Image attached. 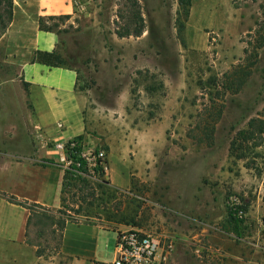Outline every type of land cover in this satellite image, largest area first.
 Masks as SVG:
<instances>
[{
    "label": "rangeland",
    "instance_id": "374dc122",
    "mask_svg": "<svg viewBox=\"0 0 264 264\" xmlns=\"http://www.w3.org/2000/svg\"><path fill=\"white\" fill-rule=\"evenodd\" d=\"M8 1L0 0V34ZM74 1L72 20L55 30L61 63L77 71L86 138L126 153L133 170L128 190L70 189L55 216L157 234L164 252L173 247L166 264H264V0H191L188 18L178 0H138L146 26L138 39L116 35L128 0ZM255 55L241 91L222 95L216 79ZM2 60L0 48V160L34 144L24 88L4 77ZM205 105L223 106L210 140L198 127ZM29 237L45 258L58 253L57 224L33 220ZM115 247L104 239L102 258L113 260Z\"/></svg>",
    "mask_w": 264,
    "mask_h": 264
},
{
    "label": "crops",
    "instance_id": "0c3cea01",
    "mask_svg": "<svg viewBox=\"0 0 264 264\" xmlns=\"http://www.w3.org/2000/svg\"><path fill=\"white\" fill-rule=\"evenodd\" d=\"M10 1L11 16L0 34L2 64L7 70L4 77H16L10 78L11 81L24 88L22 109L25 108L32 125L34 144L27 156L0 160V264H56L58 256L64 260L63 264L90 261L112 264L113 260L102 258L101 245L104 239H114L115 243L121 229L115 232L99 225L67 222L56 256H37L36 248L26 244L29 211L9 203L3 196L5 193L51 211L59 210L63 204L65 173L58 167L40 164L54 158L47 143L88 136L87 121L76 92V71L32 62L35 52L52 53L58 48V35L41 30L40 19L69 16V21L72 20L75 1ZM125 154L120 155L113 147L108 151V186L122 191L128 190L133 170ZM154 159L153 155L146 157L150 163Z\"/></svg>",
    "mask_w": 264,
    "mask_h": 264
},
{
    "label": "trees",
    "instance_id": "16d2710c",
    "mask_svg": "<svg viewBox=\"0 0 264 264\" xmlns=\"http://www.w3.org/2000/svg\"><path fill=\"white\" fill-rule=\"evenodd\" d=\"M128 1H129V6H126L127 16L118 14V17L122 21H124V26L121 28L120 27L117 28L116 35L119 38H125V37L139 38L146 31L145 20L141 12V6L138 0H128ZM178 4L180 8L181 7L185 8L186 10L185 16L186 18H188L189 10L191 7V0H178ZM8 8H9V11H8L7 18L11 16V1L10 0L8 1ZM261 13L264 18V4L261 5ZM69 19H70L69 16L48 17L45 19H40V23H39L40 29L46 32H52V33L57 34L55 30V28L57 27V23L69 21ZM50 22H54V25L52 26L48 25ZM259 28L260 29L258 30V34H260V32L262 31L263 33L260 35L262 36L261 38L264 39V21L260 25ZM248 53H249V50L245 49L244 54H248ZM60 58L61 56L57 52V50L52 53H43V52L37 51L32 56V62L44 64L50 67L70 68V67L64 66L63 63H61ZM255 61H256V55L254 56V61L249 62L248 65L234 66L233 69L229 73H226L221 79L215 78L216 82H218L219 86L221 87L222 95L226 93L236 94L241 91L242 87L249 79V76L251 74V68L255 65ZM215 79H212V81H214ZM209 101L212 104H215V101L213 100H209ZM212 110L210 111V109L205 105L204 109H202V111L199 114V121L202 122V124H200L198 127L202 126L201 130H202L203 136H205V139H209L214 133V125L216 124V122L219 121L221 117L223 106L219 107L218 109H214L213 112ZM253 123L254 121H251L249 123V126L250 127L253 126ZM76 138L81 139L82 137L80 136ZM49 163H51V161H43L40 164L45 166V165H48ZM78 185H81L83 187H89V184L86 181L65 176L62 193L64 194L67 191L70 192V189L75 190L76 192H79V193L80 192L84 193V190L81 189L82 187L78 188ZM107 186L108 185H98L96 187H90L89 190H92V191L101 190ZM3 196L9 203L17 205V206H21L29 211V217H28V221L26 225V244L30 246H34L36 248L37 256H44L45 250L42 249V247H40L38 243L30 240L29 228L33 220H35L37 223H41L45 221L49 223L50 225L57 224V227L60 229V241L58 244V249H59L61 245L63 229L67 222H71L67 219H63V218L61 219L55 216L58 212H60V209L54 212V211L46 209L45 207H42L37 204H31L26 201H20L16 197L10 196L5 193L3 194Z\"/></svg>",
    "mask_w": 264,
    "mask_h": 264
},
{
    "label": "built area",
    "instance_id": "2783aa9c",
    "mask_svg": "<svg viewBox=\"0 0 264 264\" xmlns=\"http://www.w3.org/2000/svg\"><path fill=\"white\" fill-rule=\"evenodd\" d=\"M47 147L54 156L48 165L62 169L65 176L86 181L93 187L108 185V154L88 138L54 139ZM172 248L168 246L169 251ZM169 251H163L157 234L139 229L121 231L116 236L112 264H166Z\"/></svg>",
    "mask_w": 264,
    "mask_h": 264
}]
</instances>
